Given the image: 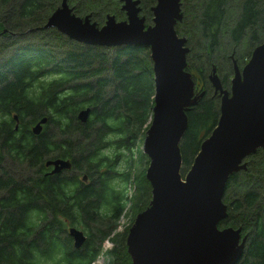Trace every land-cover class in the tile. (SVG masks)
<instances>
[{
	"label": "trees",
	"instance_id": "trees-1",
	"mask_svg": "<svg viewBox=\"0 0 264 264\" xmlns=\"http://www.w3.org/2000/svg\"><path fill=\"white\" fill-rule=\"evenodd\" d=\"M61 1L0 0V264H92L104 253V264H128V228L151 198L145 177L149 160L137 144L154 104L150 52L142 45H85L43 28ZM155 2L140 0L146 23L151 22ZM67 3L76 15L90 14L98 26L107 14L126 18L119 0ZM190 4L192 18L187 23L199 36L190 41L186 70L200 75L207 88L186 113L180 141L182 174L220 114L208 74L210 62L218 63L215 57L223 51L221 38L232 48L242 44L248 55L264 40V0ZM229 55L220 56L225 68L231 63ZM87 107L88 118L81 122L77 113ZM42 117L47 121L34 135L31 127ZM53 158L69 159L71 168L49 174L45 161ZM245 160L246 170L227 180V216L221 223L241 226L249 235L247 253L235 264H264V150ZM131 181L135 209L125 222ZM121 222L125 224L118 230ZM68 226L86 234L80 248L73 246ZM106 238L113 246L102 252Z\"/></svg>",
	"mask_w": 264,
	"mask_h": 264
},
{
	"label": "water",
	"instance_id": "water-1",
	"mask_svg": "<svg viewBox=\"0 0 264 264\" xmlns=\"http://www.w3.org/2000/svg\"><path fill=\"white\" fill-rule=\"evenodd\" d=\"M125 19L107 14L98 26L91 15L79 16L67 0L46 19L43 28L56 29L85 45L148 48L154 95L152 114L141 151L149 160L145 177L151 187L149 204L134 218L125 237L128 264H235L242 255L246 235L241 227L218 228L227 216L224 193L230 175L247 168L246 156L264 150V40L254 47L241 70L234 67L230 93L213 71L208 79L221 95L216 125L202 140L190 168L181 173L180 141L187 128V112L202 93L195 92L192 73L186 70L188 46L175 25L182 18L181 0H156L151 22L140 15V0H119ZM90 109L77 118L85 122ZM15 129L18 117L13 114ZM47 117L32 125L38 135ZM49 174L71 168V161H45ZM84 183L86 174L81 175ZM67 234L75 248L87 239L71 226Z\"/></svg>",
	"mask_w": 264,
	"mask_h": 264
},
{
	"label": "flooded vegetation",
	"instance_id": "flooded-vegetation-1",
	"mask_svg": "<svg viewBox=\"0 0 264 264\" xmlns=\"http://www.w3.org/2000/svg\"><path fill=\"white\" fill-rule=\"evenodd\" d=\"M191 2H192V0H188L187 2H186V0H181L180 10H181V13H182V18L175 25V26H177L176 32H177L178 36L184 37L186 39L185 45L188 46V53L191 51V48H192V44H191L190 41L192 40V42H195V40L193 41V39H196L199 36V35H196V34H195L196 36H194L192 30L190 31L191 24L187 23L188 17L192 18V16H190L191 14L189 15L190 8L187 9L188 7H190V5H191L190 3ZM212 35H214V33ZM209 41H210V37H209ZM258 44H255V45H253L251 47L249 55L247 54V52L245 50H243L242 53L238 54V56L236 58L233 57V55L235 54V48H233V51L229 55V57L231 58L230 59L231 63L229 64L230 68L228 67V65L225 68V65L222 62L216 63V61H214V62L211 61L210 62V73L209 74H211L214 71L217 74V76H218V79L220 81L221 87L223 89H225L226 91H228V93H230V90H231V78H232V76L234 74V67L236 66L238 70H241L243 68V66L246 64L247 60L249 59V57H250V55L252 53V50ZM207 46L210 47V42H209V44ZM209 51H210V48H209ZM228 69H229V74L227 75L226 72L228 71ZM209 74H208V76H209ZM192 79L195 82V86H194L195 87V92H197L198 94L202 93V96H203V94L206 93V88L204 86L205 82L202 80L200 75L197 77L193 73H192ZM199 80H201L203 82V85L198 88V81ZM208 82H209V79H208ZM209 83H210V90H211L212 96L217 97L219 99V103H220L221 95L219 94V92L215 93L211 82H209ZM243 162L247 163L245 158H244ZM48 168H49L48 171H50L51 167H48ZM87 183H85V184H87ZM223 201H224V198H223ZM224 203H225V201H224ZM222 220L218 223V228L219 229H222L224 227H228V226H223V224L221 223ZM230 227H233V226H230ZM238 227H241V226H238ZM238 227H233V228H238ZM240 234H241V238L244 235H246V242H245L244 248L242 250V255H245L247 253V251H246L247 246L250 243L249 240H248L249 239V235H248V233L245 230H243L242 227H241V233ZM239 261H240V258H239ZM241 261H243V256L241 257Z\"/></svg>",
	"mask_w": 264,
	"mask_h": 264
},
{
	"label": "rangeland",
	"instance_id": "rangeland-1",
	"mask_svg": "<svg viewBox=\"0 0 264 264\" xmlns=\"http://www.w3.org/2000/svg\"><path fill=\"white\" fill-rule=\"evenodd\" d=\"M99 14H101V12H98ZM230 19L227 18V22L229 21ZM28 34V33H26ZM30 38V37H29ZM29 38H27L26 40H28ZM221 41H222V50L221 51L222 53L226 52V53H229L231 54V52L233 51V48L231 46H229L228 44V41L226 38H221ZM235 48V54L233 55L234 58H236L238 56V54L242 53V50H245L243 47H242V44L234 47ZM243 48V49H242ZM202 53L203 51L200 50ZM218 52L216 51V54ZM220 53V52H219ZM217 54V56L215 57V59H219L218 62H220V56L222 55V53L220 54ZM203 85V82L201 80L198 81V88L201 87ZM207 88V86H205ZM142 141L143 139L139 140L138 141V148L141 150V146H142ZM138 158V153L136 155V158ZM184 175V174H183ZM134 194V187H133V183L132 181L130 182V184L127 185V196H128V199H127V202L125 204V207L123 209V213H125V217L124 219H122L123 221L125 222H129L130 220V216L132 215V212L134 211L135 208L132 207V196ZM122 225H124V222H122ZM71 227V226H68V228ZM81 229V228H79ZM83 230V229H82ZM111 246H113V242L112 240L107 238L104 243L102 244V249L101 251L104 252L106 249L108 250ZM105 254V253H104ZM102 255L100 254L97 259H95V261L92 263V264H104V261H105V255Z\"/></svg>",
	"mask_w": 264,
	"mask_h": 264
},
{
	"label": "built area",
	"instance_id": "built-area-1",
	"mask_svg": "<svg viewBox=\"0 0 264 264\" xmlns=\"http://www.w3.org/2000/svg\"><path fill=\"white\" fill-rule=\"evenodd\" d=\"M125 224V222H124ZM123 225H122V222H121V226H118V230L122 229ZM107 239V238H106ZM109 239V238H108Z\"/></svg>",
	"mask_w": 264,
	"mask_h": 264
},
{
	"label": "bare ground",
	"instance_id": "bare-ground-1",
	"mask_svg": "<svg viewBox=\"0 0 264 264\" xmlns=\"http://www.w3.org/2000/svg\"><path fill=\"white\" fill-rule=\"evenodd\" d=\"M182 166V165H181ZM104 243V242H103Z\"/></svg>",
	"mask_w": 264,
	"mask_h": 264
}]
</instances>
